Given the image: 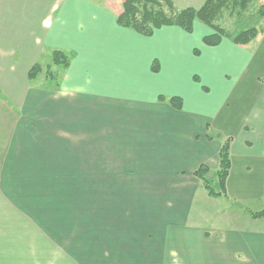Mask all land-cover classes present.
<instances>
[{
	"label": "crops",
	"instance_id": "0c3cea01",
	"mask_svg": "<svg viewBox=\"0 0 264 264\" xmlns=\"http://www.w3.org/2000/svg\"><path fill=\"white\" fill-rule=\"evenodd\" d=\"M119 10L0 0V264H264V228L190 221L207 198L193 174L217 169L225 140L227 200L264 196V31L253 50L207 47L208 28L143 37L118 26ZM54 51L70 56L61 83L32 85ZM127 139L130 163L99 162Z\"/></svg>",
	"mask_w": 264,
	"mask_h": 264
},
{
	"label": "trees",
	"instance_id": "16d2710c",
	"mask_svg": "<svg viewBox=\"0 0 264 264\" xmlns=\"http://www.w3.org/2000/svg\"><path fill=\"white\" fill-rule=\"evenodd\" d=\"M255 0H205L202 6L194 10L192 8L179 9L170 0H122L119 12L116 13L118 26L131 29L143 37H151L155 31L163 27H176L186 34L193 32L196 21L202 23L212 34L202 38V43L207 47H216L221 40L227 38L224 30L215 25L216 16L222 15L224 11L240 14L246 11ZM264 14V6L260 10ZM258 35L256 28L241 31L235 37L230 38L235 45L247 44ZM195 52V51H194ZM70 56L61 52L52 53V63L56 66L67 68ZM156 65V67L154 66ZM151 70L157 73V62L153 61ZM40 66L35 65L28 72V80H34L39 73ZM54 77L57 75L54 74ZM198 82V78H193ZM202 91H207L201 87ZM164 101L163 98H159ZM168 103L176 110L181 109L182 102L179 98H170ZM230 141L225 140L218 154V169L208 177L210 169L201 165L193 176L198 179L206 189L209 196L218 197L225 194V182L230 171ZM216 181L215 186L212 183ZM252 218H264V211L257 213Z\"/></svg>",
	"mask_w": 264,
	"mask_h": 264
},
{
	"label": "rangeland",
	"instance_id": "374dc122",
	"mask_svg": "<svg viewBox=\"0 0 264 264\" xmlns=\"http://www.w3.org/2000/svg\"><path fill=\"white\" fill-rule=\"evenodd\" d=\"M97 3L104 4L106 6L115 5L117 7H120L121 0H91ZM173 2V4L176 6V8L179 9H186L184 5L192 4L195 6L194 10H197L200 8V6L204 3L205 0H170ZM108 4V5H107ZM264 6V0H255L250 7L242 12V13H232L229 11H224L222 15L216 16L215 18V25L222 28L224 32L227 35V38H233L238 33H240L243 30L249 29V28H256L258 31V35L253 40H250L247 44H244V47H247L248 49H254L255 47H258V42L260 41V38L263 35L264 31V14L260 11L261 7ZM197 28L196 32H198L197 29H204L206 28L202 23L199 21H196ZM210 35L212 32H208ZM195 37H199L198 33H195ZM255 48V49H256ZM197 51V50H196ZM195 51V55L198 56L199 53ZM66 54V53H65ZM68 55V54H67ZM69 59V58H68ZM40 66L39 73L35 77L34 80H29L32 85H46L51 87L52 89L54 85H58V83H61L62 81V75L64 74L65 68L62 66L54 65L52 63V56L51 61H42ZM156 67V65H154ZM158 66V64H157ZM250 71H254L253 68L250 69ZM251 72H249V76L251 75ZM54 74L57 75V77H54ZM198 78V82L194 81L196 85L201 87V80L197 75H193L191 78ZM207 92L208 91H204ZM206 93V94H207ZM211 95L214 96L215 93L211 91ZM234 95V98H233ZM229 105L226 107V110L229 111V117L232 115V118H235L239 116V113L241 112L242 108H239L236 106V98H235V92L231 94L229 97ZM232 102V103H231ZM205 115L206 113H202ZM220 116L214 118V122H217V125L220 124ZM109 126V128H108ZM111 129V125H106V131H109ZM212 135L216 134V132L213 131L212 128L209 127L208 129ZM130 144V145H129ZM132 143H129V140H122L121 145L119 147H113V145L106 146V154L112 153L113 150H120V155H114V157H118V159H114L112 155H104L102 157V160L100 159L99 162L105 163L106 165H110L111 163H130L131 157H132ZM131 151V153H130ZM218 169V167H217ZM216 169V170H217ZM216 170H210V174L208 177H212V174L215 173ZM130 172H121L122 178H126L130 175ZM126 175V177H125ZM202 184V183H201ZM216 181L212 183V185L215 186ZM202 190L204 191L205 196L207 197L205 200L198 198V203L193 208V215L190 219L192 224H200L203 225V227L206 228H213V229H220L223 227L226 228H244L246 224L249 225V228L256 227L257 229L264 228V218H257L253 219L252 217L256 215L257 213L264 211V196L259 201H249L247 200H240L239 204H236L232 201L227 200L225 194H221L218 197H212L209 196L206 189L202 185ZM202 195V194H201ZM254 226V227H253Z\"/></svg>",
	"mask_w": 264,
	"mask_h": 264
}]
</instances>
